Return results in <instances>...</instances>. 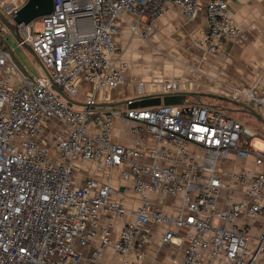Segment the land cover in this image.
I'll return each mask as SVG.
<instances>
[{"label":"built area","instance_id":"obj_1","mask_svg":"<svg viewBox=\"0 0 264 264\" xmlns=\"http://www.w3.org/2000/svg\"><path fill=\"white\" fill-rule=\"evenodd\" d=\"M26 1L0 0V10L13 19ZM230 1L205 5L209 30L196 44L208 52L243 33L233 20ZM165 2L178 5L188 18L202 8L201 0H54L50 13L19 25L18 44L33 47L68 95L79 94L81 77L94 85L82 108L70 105L47 74L30 76L21 69L5 49L8 30L2 26L0 264H83L85 258L102 257L106 247L120 255L122 264H133L134 255L144 256L151 222L188 229L180 264H252L257 259L258 251H248L249 235L238 219L242 214L264 219V170L245 166L235 171L221 165L233 152L240 158L253 154L256 164L264 163V148L255 145L257 133L251 127L222 108L200 103L124 112L92 109L97 90L118 86L128 67L114 38L118 19L127 12L147 15L152 21L140 33L145 38L155 29L153 20ZM262 62L264 67V53ZM179 88L177 81L162 86L163 92ZM228 96L264 108V87L257 82L234 87ZM117 116L135 121L131 131L139 135L136 145L113 141ZM146 134L154 137L153 144ZM189 142L203 150L201 156L190 152ZM171 147L177 162L170 160ZM79 160L95 161L106 179L86 175L84 184L77 185ZM115 167L140 200L131 220L126 219V199L113 184ZM232 184L246 185L243 197L218 209L219 197ZM151 193L181 196L180 214L167 215L153 204ZM175 234L169 228L162 241H176ZM258 239L262 246L264 225ZM94 241L99 245L85 257L83 248Z\"/></svg>","mask_w":264,"mask_h":264},{"label":"crops","instance_id":"obj_2","mask_svg":"<svg viewBox=\"0 0 264 264\" xmlns=\"http://www.w3.org/2000/svg\"><path fill=\"white\" fill-rule=\"evenodd\" d=\"M208 1L201 0L202 8L193 18H188L178 5L165 2L153 20L155 29L145 38L140 33L152 20L147 15L140 17L135 13L123 14L118 19L114 38L121 47L120 60L126 61L128 67L124 70L123 81L118 86L97 90L96 101L92 109L95 112H124L129 107L123 101L142 94L163 92V83L177 81L180 85L179 90L194 92V95L186 98V103L182 106L193 103L218 106L245 125L252 128L251 125L259 124L264 130V123L250 112V109H255L254 106L228 96L234 87H249L255 82L264 87L262 62L264 0H231L229 8L233 20L243 33L225 39L221 46L211 52L206 51L201 44H196V41L203 38L209 30L205 9ZM133 26H137V32L133 31ZM6 40L8 41L7 37ZM5 49L10 52L8 42L5 43ZM13 50L15 53L11 55L27 75L46 74L30 50L27 49L33 57L32 62L22 56L23 53L17 45L13 44ZM140 82H142V87H140ZM79 89L76 100L79 104L76 105L82 108L86 106V99L94 92V85L81 77ZM255 110L264 117V108ZM133 123H135L134 120L128 123L121 116H117L112 131L113 141L136 145L139 135L131 131ZM256 137L264 146V133L257 134ZM146 139L148 143L155 142L152 135L146 134ZM254 143L256 145V138ZM188 146L192 154L198 153L201 156L200 153H203V150L195 143L189 142ZM169 152L170 160L177 162L176 149L171 147ZM79 165L81 168L77 185L84 184L86 175H92L100 181L106 179L95 161L79 160ZM221 165L224 169L235 171L245 166L264 170V163L256 164L253 154H250L248 158H240L236 152L231 153L228 159L221 161ZM113 184L118 187L119 195L126 199L128 208L126 219H133V212L140 200L133 184L121 178L118 167L113 170ZM245 190V184H232V187L225 188L219 197L218 209L226 208L229 200L241 199ZM150 198L153 204L167 215L175 217L180 214L181 196L151 193ZM120 224L117 222L116 231L120 228ZM263 225L264 219L258 215L242 214L238 219V226L245 229L249 235V253L258 251V257L252 264H264V244L261 246L258 239ZM148 227L150 240L143 246L144 256L137 259L134 252L133 264H180L187 244L188 229L154 222L149 223ZM169 228L176 231V241L163 242L162 238ZM98 245V242L94 241L91 245L84 247L82 251L85 257ZM83 264H122V260L113 248L106 247L102 257L93 261L85 258Z\"/></svg>","mask_w":264,"mask_h":264},{"label":"water","instance_id":"obj_3","mask_svg":"<svg viewBox=\"0 0 264 264\" xmlns=\"http://www.w3.org/2000/svg\"><path fill=\"white\" fill-rule=\"evenodd\" d=\"M54 0H27L19 12L13 17V19L7 18L0 10V20L16 37L18 41L22 40L21 31L19 25L24 23L28 24L34 19L50 13L53 9ZM23 46L30 50L36 60L40 63L41 67L49 78L51 75L45 66L42 59L35 52L33 47L29 43H24ZM53 87L62 95L70 105L79 104L76 100L71 98L52 78ZM194 95L191 91L177 90L173 92H159L153 94H142L131 99L123 101L128 104L129 109L132 108H145L159 105H184L188 96ZM104 104H117V103H104ZM218 107V106H214ZM250 112L264 123V117L255 109H250Z\"/></svg>","mask_w":264,"mask_h":264},{"label":"rangeland","instance_id":"obj_4","mask_svg":"<svg viewBox=\"0 0 264 264\" xmlns=\"http://www.w3.org/2000/svg\"><path fill=\"white\" fill-rule=\"evenodd\" d=\"M22 1H25V0H22ZM37 22H38V27L40 28L41 27V23H40L39 19H37ZM2 26H5V25H3L2 22H1V20H0V34H1V28H2ZM6 30H8V33H7L8 41L6 40V43L8 42V48L10 49V53L12 55H13V53H15V51L13 50V44H15L18 47H20V49H21V51L23 53L22 56L24 58L28 59V61L32 62L33 61L32 55L27 51V49L25 47H23V45H18V40L16 39V37L14 36V34L8 28H6ZM69 95L74 100H77V97H78L79 94H77V95H71V94H69ZM251 126H252V129L257 132V134H263L264 133V130L261 129V127H260L259 124H257V125H251ZM256 145H257V147H259L261 149L264 148L263 143L257 137H256Z\"/></svg>","mask_w":264,"mask_h":264}]
</instances>
